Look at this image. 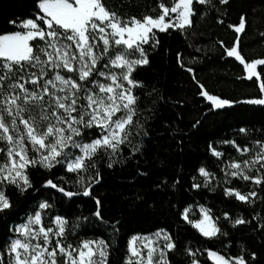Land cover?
Masks as SVG:
<instances>
[{
    "label": "trees",
    "instance_id": "obj_1",
    "mask_svg": "<svg viewBox=\"0 0 264 264\" xmlns=\"http://www.w3.org/2000/svg\"><path fill=\"white\" fill-rule=\"evenodd\" d=\"M104 2L125 20L158 17L160 3L172 6V0ZM37 4L38 0H0V34L24 31L10 21L19 23L43 15ZM192 8L191 26L154 32L159 43L144 45L149 63L132 73L141 85L134 89L138 111L133 119L143 125L139 135L133 133L128 138L131 142L120 145L114 154L101 149L86 161L95 167L83 173L68 172L62 164L50 170L37 164L27 168L32 186L26 191L3 185L12 205L0 212L4 264L9 262L8 245L18 237L15 229L37 212L42 213L44 226L52 227L57 217L67 222L65 243L76 246L84 240H103L108 245V264H125L131 239L157 231L168 233L175 244L167 253L169 264H193V260L215 264L208 251L225 258L243 256L248 264H264V182L231 177L225 169L227 162L245 160L237 146L253 148L257 141L264 142V104L244 102L263 98L264 65L258 68L259 78L248 79L244 65L226 51L239 37L238 50L245 62L264 59V0H229L227 4L194 0ZM242 16L245 27L237 33L235 27ZM38 23L46 27L42 21ZM203 92L232 105L215 109ZM97 135V129H91L84 142ZM0 146H4L2 141ZM211 149L223 155L217 157ZM201 167L210 174L207 178L200 174ZM48 180L80 194L67 197L46 187ZM89 187L91 194L84 196ZM226 189L256 195L245 202L226 195ZM97 199L102 219L94 215ZM41 203L49 207L41 210ZM199 206L210 211L226 235L210 239L184 219L185 210ZM237 219L246 223L234 225Z\"/></svg>",
    "mask_w": 264,
    "mask_h": 264
},
{
    "label": "snow or ice",
    "instance_id": "obj_2",
    "mask_svg": "<svg viewBox=\"0 0 264 264\" xmlns=\"http://www.w3.org/2000/svg\"><path fill=\"white\" fill-rule=\"evenodd\" d=\"M196 2L209 4L211 0ZM220 3L227 4L229 0H220ZM192 5L193 0H172L171 7L159 4L162 12L158 17L125 20L107 8L104 0H38L37 7L43 15L37 14L35 19L19 23L10 21L15 27L27 31L0 34V141L4 142L0 147V154H3V159H0V212L12 207L4 194V184H13L21 191L32 186L27 174L28 166L39 164L50 170L62 164L68 172L83 173L89 167H95L86 161L90 162L101 149L114 154L120 145L131 142L128 138L133 133L139 135L138 129L143 125L133 119L138 111V97L133 95V88L141 85L132 73L137 66L149 63L143 45L150 40L159 43L154 28L166 31L172 27L183 29L191 26V16L195 15ZM166 17L168 22H165ZM244 27L242 16L235 31L240 33ZM238 48L239 37L234 46L226 50L227 55L235 56L244 65L248 79L257 76L256 67L264 65V59L245 62ZM113 68L120 69L119 73L112 71ZM260 88L264 91V84ZM202 94L217 109L230 106L227 100L207 92ZM244 102L264 104V99ZM93 128L98 131L97 137L85 143V133ZM237 150L242 153L251 151L254 155L229 163L227 167L233 169L230 175L252 180L255 184L264 182V177L245 174V169H252L257 164L264 169V142L257 141L252 149L237 146ZM29 151H32V156ZM211 151L217 157L223 155L215 149ZM36 153H39V160ZM108 167H112V163ZM199 172L205 177L210 175L203 167ZM96 176L99 177V172ZM79 183H83V176ZM45 186L67 197L80 194L65 191L52 180H48ZM82 194L89 196L90 187ZM225 194L235 195L245 202L256 195L255 192L245 195L228 189ZM100 203L97 199L94 215L102 219ZM39 207L45 209L49 205L41 203ZM184 218L188 219L187 210ZM66 223L57 217L56 228L53 229L42 225L39 212L30 216L26 224L15 229L25 239H14L8 245V264H108V245L103 240H84L76 246L65 243ZM244 223L243 219L234 221V225ZM33 225L42 226L34 229ZM193 226L210 239L217 234L226 235L206 211L204 219L193 223ZM155 236L159 238L161 233ZM51 237L59 239L53 244ZM163 238L169 241L164 249L173 250L175 244L171 237L164 235ZM140 239L135 237L129 242V251L136 260L128 257L125 264H169L163 249L152 247L153 241L147 237L143 238L146 242L138 247ZM141 247L147 249L146 255L141 252ZM190 255L195 253L190 252ZM209 255L216 264H248L243 256L233 262V258H225L217 252ZM157 256L159 258L154 259ZM252 259H255V254H252ZM0 264H4L2 256ZM193 264L198 262L193 260Z\"/></svg>",
    "mask_w": 264,
    "mask_h": 264
},
{
    "label": "rangeland",
    "instance_id": "obj_3",
    "mask_svg": "<svg viewBox=\"0 0 264 264\" xmlns=\"http://www.w3.org/2000/svg\"><path fill=\"white\" fill-rule=\"evenodd\" d=\"M194 1V0H193ZM43 14V13H42ZM173 16H174V14H172ZM165 22H168V18L166 17L165 18ZM172 28H177V27H172ZM168 29H170V28H168ZM167 29V30H168ZM24 31H27L26 29H24ZM155 31H160L159 29H153V32H155ZM151 41V40H150ZM149 41V42H150ZM145 45V44H144ZM144 45H143V47H144ZM139 54L137 53V56H138ZM232 57H234L235 58V56H232ZM240 62V61H239ZM260 66H262V65H257V67H256V73H257V76H253L252 78H254V77H258L259 76V71H258V68L260 67ZM138 67V66H137ZM245 70H246V77H248V71H247V69L245 68ZM33 71H35V69H33ZM112 71H114V72H117V73H119V71H120V69H116V68H113L112 69ZM125 85L126 86H128L127 84H126V82H125ZM134 89L135 88H133V95H134ZM204 93V92H203ZM204 96V95H203ZM205 97V99L207 100V102H209V103H211L212 104V102L211 101H209L208 99H207V97L206 96H204ZM218 98V97H217ZM220 99V98H219ZM262 99H264V96H263V98ZM222 100V99H221ZM230 102V101H229ZM232 105V103L230 102V106ZM212 106H213V104H212ZM230 106H225V107H223V108H226V107H230ZM214 107V106H213ZM215 108V107H214ZM215 109H217V108H215ZM219 109H221V108H219ZM21 127H22V125H21ZM4 143V142H3ZM256 146V145H255ZM1 147V146H0ZM30 148H31V146H29ZM241 149V148H240ZM247 149H252V148H247ZM239 153L243 156V157H245V160L246 159H249L252 155H254V153L253 152H248V153H242V152H240L239 151ZM78 154V153H77ZM29 155L30 156H32L33 155V153H32V151H29ZM3 157V154H0V159H3L2 158ZM35 157H36V159L37 160H39V153H36L35 154ZM229 163H231V162H227L226 163V165H225V169H226V173H227V175H229V176H231V177H235V176H232V175H230V172L231 171H233V169H230V168H228L227 167V165L229 164ZM257 169H260V171H257ZM253 173H259V174H264V169H261L260 168V164H257V165H255L252 169H245V174H247V175H249V176H251ZM237 177H239V176H237ZM207 178V177H206ZM234 191V190H233ZM42 210V209H41ZM205 211L208 213V215L209 216H211V214H210V211L207 209V208H205V207H202V206H199V207H189L188 209H187V214H188V219L186 220L185 218V220L188 222V223H190V224H192L193 225V223H196V222H199L200 220H203L204 219V213H205ZM40 214H41V217H42V213L41 212H39ZM185 213V212H184ZM197 216H199V219H197V220H195V218L194 217H197ZM212 217V216H211ZM62 219V218H61ZM55 220L56 219H54V222H53V226H52V228L53 229H55L56 228V224H55ZM64 220V219H63ZM212 220H213V222H215L214 221V219L212 218ZM189 221H191V222H189ZM27 222H28V220H27ZM26 222V223H27ZM26 223H24V224H26ZM42 225H43V222H42ZM42 225H33V228L34 229H38L40 226H42ZM44 226V225H43ZM217 226V225H216ZM197 229V228H196ZM198 230V229H197ZM199 231V230H198ZM161 233V236L159 237V238H157L156 236H155V234L156 233ZM200 232V231H199ZM17 233V232H16ZM201 233V232H200ZM202 234V233H201ZM164 235H168L169 236V234L168 233H166L165 231H157V232H155V233H153V234H150V235H137V236H134L133 238H135V237H141L142 239H140V240H138L137 241V246L139 247V246H141V245H143L146 241L143 239L144 237H147V238H150L152 241H153V244H152V247H155V248H157V249H163L166 253H168L170 250H168V249H164V245L166 244V243H168L169 241H166V240H164ZM17 238L16 239H21V240H24L25 239V237H23V236H20L18 233H17ZM132 238V239H133ZM51 239H52V241H53V244H55V241H56V239H59V237H51ZM131 239V240H132ZM33 243H35V241H32ZM171 242H172V240H171ZM141 252L143 253V254H145L146 255V253H147V249L146 248H142L141 247ZM129 257H131V259L133 260V261H135L136 260V257H134V256H131V253H130V251H129ZM159 257L157 256V257H155L154 259H158ZM166 259H167V256H166ZM213 261V260H212ZM235 261V259H233V262ZM215 264H216V262L215 261H213Z\"/></svg>",
    "mask_w": 264,
    "mask_h": 264
},
{
    "label": "crops",
    "instance_id": "obj_4",
    "mask_svg": "<svg viewBox=\"0 0 264 264\" xmlns=\"http://www.w3.org/2000/svg\"><path fill=\"white\" fill-rule=\"evenodd\" d=\"M192 17V16H191ZM186 27V26H185ZM210 252H212V251H208L207 253H208V256H209V258L211 259V260H213V261H215L212 257H210V255H209V253Z\"/></svg>",
    "mask_w": 264,
    "mask_h": 264
}]
</instances>
